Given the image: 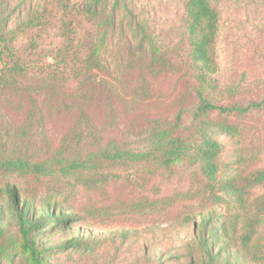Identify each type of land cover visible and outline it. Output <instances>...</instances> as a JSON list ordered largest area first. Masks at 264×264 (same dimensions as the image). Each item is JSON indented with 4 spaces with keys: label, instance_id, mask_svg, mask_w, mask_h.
Here are the masks:
<instances>
[{
    "label": "trees",
    "instance_id": "obj_1",
    "mask_svg": "<svg viewBox=\"0 0 264 264\" xmlns=\"http://www.w3.org/2000/svg\"><path fill=\"white\" fill-rule=\"evenodd\" d=\"M108 1L78 7L39 0L24 10L23 0H0V264H52L54 252H94L97 238L71 235L48 245L44 235L85 221L65 212L73 192L84 194L81 209L91 215L103 208L91 196L105 190L111 170L149 164L167 170L185 164L197 182L193 191L150 202L199 199L191 264H264V128L259 144H247L243 117L263 102L243 104L238 90L219 86V0H182L172 47L139 25L127 41L115 24L119 0L112 9ZM13 4L20 9L9 20ZM74 9L90 25L81 37L67 18ZM50 28L60 44L46 58L41 50L33 60L21 57L8 44L17 32L29 33L27 56L35 54V30ZM219 134L235 143L230 170L219 161L225 150ZM37 187L46 193L37 195Z\"/></svg>",
    "mask_w": 264,
    "mask_h": 264
},
{
    "label": "rangeland",
    "instance_id": "obj_2",
    "mask_svg": "<svg viewBox=\"0 0 264 264\" xmlns=\"http://www.w3.org/2000/svg\"><path fill=\"white\" fill-rule=\"evenodd\" d=\"M38 1L23 0L24 10L35 6ZM84 1L70 0V5L81 7ZM109 1V9H112L114 2ZM182 3V0H119L113 8L115 24L121 25V36L127 41L133 40L132 29H137L139 25L145 27L146 33L154 36L158 42L172 47L177 43L179 26H182ZM19 9L17 4L11 6L8 10L9 20L16 18ZM218 9L221 30L216 78L221 89L238 90V100L243 104L249 100L263 102L262 109L243 116L249 129L244 134V140L247 144L257 145L263 140L260 128H264V0H219ZM68 15L67 18L73 21L81 37L90 28L89 23L76 9ZM35 32L40 34L37 53L27 56L29 33L24 32H17L8 39L13 52L33 60L41 50V56L46 58L50 55L49 50L60 44L57 28H50L46 32L36 29ZM2 65L0 61V67ZM186 112L188 121L190 108ZM128 126L123 128L121 124L119 129L136 133ZM218 137L225 144L219 161L230 170L236 159L235 143L226 135L219 134ZM187 170L185 164H178L173 170L151 164L115 167L110 171V183L105 185V190L92 194L91 199L97 202L96 206L102 205L103 208L91 215H85L86 209H81L86 201L84 194L73 192L67 198L68 202L64 203L67 208L65 212L76 211L86 219L79 225L70 223L64 233L44 235L49 239L48 245L80 234L85 238H97L101 243L91 253L82 254L75 249L54 252L52 264H191L194 253L191 246L194 247L197 241L198 213L202 210L199 199L184 195L170 204H150L166 195L193 191L197 182L187 174ZM37 188V195L46 193L44 188ZM56 196L62 199L63 194ZM146 198L149 200L145 204L133 203ZM42 204L37 199V206ZM123 233H128L126 240H123Z\"/></svg>",
    "mask_w": 264,
    "mask_h": 264
}]
</instances>
